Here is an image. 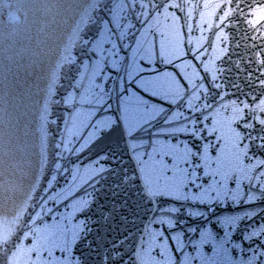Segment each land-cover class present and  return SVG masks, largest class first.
Returning <instances> with one entry per match:
<instances>
[{
    "label": "snow or ice",
    "instance_id": "1",
    "mask_svg": "<svg viewBox=\"0 0 264 264\" xmlns=\"http://www.w3.org/2000/svg\"><path fill=\"white\" fill-rule=\"evenodd\" d=\"M234 2L203 0L195 21L202 33L204 24L213 29L216 9L223 14L215 41L209 40L212 54L202 62L203 74L195 76L178 63L172 39L186 6L184 19L192 21L193 0L88 2L57 61L39 114L37 131L46 149L48 125L55 124L49 121L50 102L67 79L64 130L55 144L57 159L47 177L51 195L44 202L55 205L45 209L51 220L38 225L37 212L32 226L19 234L15 220H0V264H264V208L215 212L264 200V3L248 6L245 17L257 33L251 37L255 59L249 63L260 75L247 74L258 86L237 101L244 113L233 125L240 139L230 140L215 126L207 104L196 106L201 92H209V81L221 88L215 82L223 70L214 61L227 51L218 44L229 39L223 22ZM183 27L192 31V23ZM181 216L202 225L188 226ZM257 216L260 222L242 233L245 248L233 236L242 221ZM178 225L199 238L186 236Z\"/></svg>",
    "mask_w": 264,
    "mask_h": 264
},
{
    "label": "water",
    "instance_id": "2",
    "mask_svg": "<svg viewBox=\"0 0 264 264\" xmlns=\"http://www.w3.org/2000/svg\"><path fill=\"white\" fill-rule=\"evenodd\" d=\"M88 2L90 0H3L0 3V220H15L17 234L32 226V217L37 212L41 213L37 220L38 225L50 222L51 216L45 209L55 208L51 201L46 205L44 202L51 195V190H47V177L51 175L57 159L55 144L64 130L67 110L62 102V94L68 86L67 79L61 80L63 87L50 102L49 121H55V124L48 125L46 149L42 147L40 133L37 131L39 114L48 100V84L52 73L56 71L57 61L70 43L73 28ZM108 2L109 0H105V3ZM195 2L201 5L199 10L194 6ZM209 2L216 4L220 0ZM259 3H264V0H235L232 3V13L223 22V31L229 39H222L218 44L219 48L227 51L214 61L216 67L223 70L222 74L218 73L219 79L215 82L221 88L214 89L209 81V92H201L203 98L198 103L193 100L197 107L204 108L208 105L211 109L208 114L217 121L215 126L221 128L224 135L232 141L240 139L238 130L233 125L244 114L237 101H242L245 93L258 86L256 83L250 84L247 79L249 72H252L253 78L258 77L260 72L256 70L255 64L249 63V60L255 59L252 56L254 49L251 37L257 33H253L245 23V17L249 13L248 6L255 7ZM202 4L203 0H193L192 21L184 19L187 14L186 6L185 12L180 13L182 20L172 34L178 63L185 64L193 76L196 73L203 74L202 62L212 54L209 40L215 41L214 31L221 24L218 17L223 14L219 8L216 9V15L211 17L213 29H208L207 24H204L202 27L205 31L202 33L195 24V21H199V11L203 10ZM222 7L227 10L229 5L223 4ZM103 14L104 10L97 13V16ZM186 23H192L191 32L183 27ZM202 36L205 37L204 41L201 40ZM245 36L248 37L247 40L244 39ZM255 43L260 45L261 42L256 40ZM202 52L205 54L197 61L195 55ZM237 63L243 71L237 68ZM234 84H239L240 88H234ZM225 93L233 95L228 96ZM240 131L242 133L243 130ZM45 158L46 164L43 163ZM60 184H63L62 179ZM254 207L264 208V200L250 205L242 203L237 207L229 204L223 208L217 207L215 212L216 215L234 214ZM180 219L187 220L188 226L202 225L201 221L190 217L181 216ZM260 220L261 217L257 216L252 221H242L233 239L247 248L248 242L242 240V233ZM178 227L186 232L185 225ZM213 229L222 234V230L216 225H213ZM165 231L167 234V230ZM187 235L194 239L199 238L198 232H186ZM170 246L174 249L171 241ZM251 246L258 247V244ZM187 250L191 252V246ZM205 250L210 252V247L206 246ZM84 251L91 253L93 249L85 248ZM233 255L239 254L234 250ZM247 255L250 253H246L245 258Z\"/></svg>",
    "mask_w": 264,
    "mask_h": 264
}]
</instances>
